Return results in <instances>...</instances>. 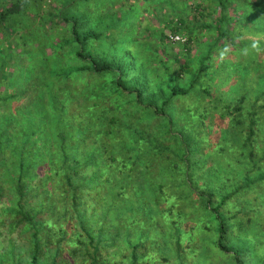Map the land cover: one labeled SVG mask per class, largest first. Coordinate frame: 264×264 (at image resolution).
I'll list each match as a JSON object with an SVG mask.
<instances>
[{"label":"trees","instance_id":"16d2710c","mask_svg":"<svg viewBox=\"0 0 264 264\" xmlns=\"http://www.w3.org/2000/svg\"><path fill=\"white\" fill-rule=\"evenodd\" d=\"M167 2L160 1L155 10L149 7L132 22L136 29L128 51L134 57L128 56V61L138 70L140 79L135 82L129 67L120 64L128 59L125 53L109 57L90 48V41L99 42L102 34L105 39L100 43L106 42L105 47L116 44L106 38L111 30L100 33L94 27L112 18L119 22L132 9L124 0H0V264H211L213 259L194 263L200 231L212 239L217 255L219 251L232 264L264 262V244H259L264 238V189L256 188L264 184V102H260L264 88L252 95L250 85L235 100H222V95L210 94L203 76L206 59L218 61L213 65L218 81L233 75L237 66L231 65H237L234 54L242 33L254 39L250 44L255 46L264 39L260 36L264 30L256 25L243 30L240 24L236 31L231 26L233 20H247L243 0ZM262 2L247 0L251 18H264L254 5ZM89 4L91 12L82 10ZM102 7L107 8L104 15L95 11ZM33 34L48 47L41 57L44 88L38 95L37 75L25 83L23 79L33 60L25 53ZM176 35L177 41L169 38ZM262 44L252 63L264 58ZM173 47L177 50L168 49ZM200 50L203 56L194 68L189 59ZM138 58L152 68L153 77L141 71ZM16 65L20 71L14 74ZM156 67H163L160 76ZM250 76L253 81L263 78L256 70ZM192 83L198 86L195 95L204 98L202 106L191 112L187 105L181 111L189 119L197 113L205 127L201 131L196 123L199 133L193 135L218 136L215 126L224 124L225 133L214 144L220 149L225 143L235 146L228 149L232 171L221 177L222 182L214 178L217 173L209 161L199 160L211 146L205 138L199 148L189 150L197 136L189 144L190 138L187 142L171 129L170 135L165 129L160 133L157 129L155 135L154 123L149 122L154 115H164L171 100L188 95ZM30 100L39 104L37 113L27 108ZM140 111L150 115L140 118ZM207 115L214 117L209 120ZM161 124L159 119L158 127ZM151 160L165 163L181 183L172 190L170 178L147 181L152 201L144 215V204L133 203L132 198L141 184L140 173ZM208 167V179L199 176L202 172L196 174ZM250 192L256 194L250 197ZM233 196L239 205L227 207ZM200 200L209 219L195 216L193 204ZM125 215L131 226L147 217L149 235L130 242L134 233L126 234L120 221ZM253 216L257 238L246 233ZM182 226L184 237L179 240L178 235L176 241L185 245L175 249L174 258L172 247L177 242L160 244L156 232L161 235ZM248 237L252 240L248 247L232 243Z\"/></svg>","mask_w":264,"mask_h":264},{"label":"rangeland","instance_id":"374dc122","mask_svg":"<svg viewBox=\"0 0 264 264\" xmlns=\"http://www.w3.org/2000/svg\"><path fill=\"white\" fill-rule=\"evenodd\" d=\"M121 1V0H120ZM125 2H127L128 4L131 5L132 9L130 8V10L127 11V13L124 14V17L121 18V20L119 22L114 23L113 20L114 18H112V21L109 20V22H101L99 24H97V26H95L94 28H96L98 31H100V33H106V31H110L111 33L108 34L106 36V38H108L109 40H114L116 42L115 45H112V47H105L106 42H101L105 39V36L102 34V36H100V41H90V48L91 51L94 53H100V52H106L107 55L113 56L116 54H121V53H125V55L130 57V59L132 57H134L133 51H128L129 50V44L131 42H129V40H132L133 38V33L136 29V25L132 22H135V19H138V17L143 14H147L150 9L149 7L153 8L151 10H155V6L157 3H159L160 1H162V3H165L166 5H168L169 0H124ZM243 6L242 8H246L248 16H247V20L243 21V20H236V21H231V26L235 27L236 31L239 30V25H244L243 30H245V28L247 27H251L253 25H256L260 27V29L262 28L264 30V18L260 17L259 19L256 17L251 18L252 16L249 14L248 11V6L250 5V3L248 2V6L247 5V0H243ZM253 4V3H252ZM254 5H256L258 12H264V0L262 3H254ZM29 8V5H24V7ZM89 6H91L90 4L87 6H83L82 5V10L83 8H85V10L88 12L90 11ZM103 6V5H102ZM105 6V3H104ZM251 6V5H250ZM109 9H111V6H108ZM248 7V8H247ZM26 8V9H27ZM141 8V10H140ZM252 8V6H251ZM250 9V8H249ZM100 10V15H104L107 8H98L95 11H97V13H99L98 11ZM112 11V10H111ZM120 10L117 9L115 11L116 16H117V12H119ZM146 11V12H145ZM91 12V11H90ZM113 12V11H112ZM157 14V12L155 13ZM145 17H149V16H145ZM152 17V16H151ZM154 27L157 26L158 27V23L155 19H151L150 21ZM90 21L88 23H86L85 25H89ZM114 23V24H113ZM256 23V24H255ZM106 26H108L109 28L107 29ZM33 26H31L32 28ZM89 27V26H87ZM238 27V28H237ZM34 30V28H32ZM261 29V30H262ZM241 30V29H240ZM262 30V31H263ZM165 32H167V30H165ZM200 33H195L194 35H199ZM178 38L177 39H172L173 41H177L180 39V37L178 35H176ZM261 38L264 36V33L260 35ZM251 36L249 35V38ZM32 39V40H31ZM29 46L28 48L25 50V53L29 52V54L33 57V60L31 61L32 64L28 65L29 67H26L27 73H25L23 77L24 79V83L25 80H32L33 78H35V75H37V95L40 94L41 89L44 88V84H43V79L41 77V73H43L45 71V66L43 63H41V57L42 54H44L45 52H48L47 49L48 47L43 46L42 41L40 39V35L36 36V35H31L29 37V39H27ZM138 40H140L138 38ZM254 41V39H248L247 38V34L246 33H242V35L240 36V40H239V46L237 47V50L235 51L236 53L234 54L235 60H237L235 63H237V65L232 64L231 66H237V69L235 71V73L233 75H228L226 78H222L220 79V81H218V77L215 75V71L213 70V65L217 64L218 65V61H213L211 60L209 62L208 59L205 60V67H204V77L207 78V80L204 82L206 85H208L211 90H210V94H218V95H222L220 96L222 98V100H229V101H233L235 100L236 97L240 96L241 94H245L247 93V89L248 87L251 85L252 87V95L255 92H261V90H263L264 88V58L261 59V61H259V63H252V61L254 60L255 57V51L258 47L263 46V42L264 39L262 38V41H258L257 40V44L255 46H252L250 44V42ZM137 43H139V41H136ZM259 44V46H258ZM134 48V47H132ZM154 49V48H153ZM169 50L176 51L177 47H173V48H168ZM202 51L203 48H202ZM202 51H196V55L193 57H191L189 59V61L193 62L194 68L199 64V62H201V58L203 56ZM157 52L159 54H162L163 51L162 49H158ZM206 52V51H205ZM192 53V52H190ZM217 53H218V49H217ZM130 59H126V61H123V63H120L121 65H125V67H129V71L128 75L132 77V80L135 82H138L137 79H140L136 68L134 65L129 64ZM139 59V58H138ZM137 59V60H138ZM129 60V61H128ZM141 65L140 67H142V72H146L147 77L151 78V76L153 77V71L152 68H149L148 66H146V61H144V59H139L138 60ZM137 61V62H138ZM122 62V60H121ZM166 64H169L168 59H166V62H164ZM129 64V66H128ZM137 64V63H136ZM139 65V64H138ZM33 66V69L31 68ZM245 66V67H244ZM246 66H250V68H247ZM19 65H16L14 67V74H17L20 69L18 68ZM191 67V66H190ZM245 68V69H244ZM247 68V69H246ZM10 70V69H9ZM163 67H156L155 68V73H157L158 76H160V74L162 73ZM243 70H246V74H244ZM248 70V71H247ZM254 70L256 71H262V77L259 80H254L250 79V72L254 73ZM11 71V70H10ZM12 72V71H11ZM133 76H132V74ZM13 74V72H12ZM21 77L17 76L16 80H20ZM154 80L156 82H158L160 79L156 78L154 76ZM250 80L253 81L252 83H250ZM153 81V80H150ZM167 81V80H166ZM200 83L202 84L203 82L200 80ZM190 91L188 93V95H186L185 97H179V98H174L173 100L170 101L169 104L166 105V112L164 113V115L160 116V115H154L151 119H155L154 121H149L150 123H154V133L153 134H157V129L160 133V130L163 131L164 129L167 132V135L171 134V131L173 134L175 135H179L181 136L184 140H187V142L189 141L190 138V142L189 144L193 143V138L194 136H197L195 142L196 144L193 146H188V149L191 150V148L197 149L200 147V140L202 141V139H206L208 141V143L211 145L210 149L208 150H203V156L201 155L199 157V160L201 159V161H209L210 165H212V169L214 171H216L217 174H215L214 178H218V181L222 179L221 178L223 175H225V173H228L230 171H232V165H230L229 161V153H228V149L235 147L232 146L230 144L225 143L224 144V151L223 149L220 147H217L216 144H214L216 141L219 140L220 136H223L225 133V130L223 129L224 124L221 125V127L219 128L218 124L215 126L216 122H211L212 125L215 126V128H218V136H202V135H193L194 133H199V130H195L197 128L196 123H198L199 127H201V131L205 129L204 125H203V121H200V118H198L197 113H191V118L193 119H189L188 115L189 114H184L181 109H183L185 106H189L191 107V112L195 111V110H199L200 106H202V99H204L201 95H195L198 92V86L197 84L193 83L190 86ZM200 87V84H199ZM192 95H195L193 97H191ZM231 98H233V100H231ZM31 102V100H30ZM260 102H264V94L263 97L260 99ZM119 105L121 106V108H124V104L123 103H119ZM28 109L32 108V112L33 113H37L38 108H39V104H28L27 105ZM144 114V115H143ZM140 118H142L143 116H148L150 115V113H143L142 111L138 112V114ZM209 120L214 117L211 115H207ZM162 121V124L160 127H158L157 123ZM170 119V120H167ZM196 119V120H195ZM223 119V118H222ZM201 122V123H200ZM171 123V124H170ZM209 123V122H208ZM166 124V126H165ZM153 125V124H152ZM198 127V128H199ZM261 128H263V126H260ZM160 128V129H159ZM168 129V130H167ZM171 129V131H170ZM193 129V130H191ZM169 131V132H168ZM232 130L229 131V133ZM165 132V134H166ZM233 133V131H232ZM218 137V138H217ZM223 146V145H222ZM227 147V148H226ZM226 148V149H225ZM144 150V149H143ZM218 150L222 151L221 153L218 154ZM148 150H146L145 152H147ZM207 152V154H206ZM148 155V153H146ZM192 158V157H191ZM151 166L148 167V169L141 171L140 175L143 178H138L141 182V184L139 186H137L139 188L138 192L133 196L132 201L133 203L135 201H139L142 204H144V207H142L144 209V215L148 214L145 213V210H149V208L147 207L148 203H151L152 201V197L151 195H149L150 193L147 191V181L148 182H154V181H158L160 178H170V183H171V188L172 190H175L176 187L174 186L175 183H181V181L179 180V176L178 175H174L173 172H171L167 165L163 162L159 163L157 160H151L150 164ZM142 165H138L136 168H141ZM209 168V167H208ZM207 168V169H208ZM138 172L140 170L136 169ZM198 172H202L203 174H199L203 175V176H207L206 178L208 179V177L211 174V167L208 170H198L196 172V174H198ZM211 177V176H210ZM174 186V187H173ZM136 187V190H137ZM257 189H259L258 192L261 191V189H264V184H262L261 187H256ZM171 190V189H170ZM151 192V191H150ZM179 192H181V190H179ZM256 192V191H255ZM146 193H148L146 195ZM257 193V192H256ZM256 193H251L250 192V197H253ZM183 197V196H181ZM237 197H232L230 198L228 201H226L227 207L228 206H234L237 204L238 200L236 199ZM203 199V198H202ZM247 200V199H246ZM255 200V198H254ZM248 201V200H247ZM203 204L204 202L202 200L194 203L193 205H195L196 208H194V210L196 211V217H205L207 216V219L210 218V214H206L205 209L203 208ZM234 204V205H233ZM198 205H200V208L198 207ZM239 204H237L238 206ZM219 213L224 212V210H218ZM133 213H135V216H140V214H138V212L136 210H133ZM128 214H130V211H128ZM221 218L224 219L223 214H220ZM145 218L147 217H142L139 220H135L134 221V225L131 226V223L129 222V217L128 215H125L122 219H120V221L122 222V229L124 230H128L127 232H125L126 234L129 232H133L134 234H130L129 235V239L130 242L134 243L137 242L139 239H144L146 238L149 234H147V227L150 226V221L146 220L147 222H145ZM254 220L252 223L249 224V228L246 230L249 235L251 233V235L256 236V238L258 237L259 233L255 230L253 223L256 221V216H253ZM152 220V218H150ZM223 222V221H222ZM144 225H146V228L144 227ZM227 224H225V222H223V226H226ZM183 229L182 227H170L169 229H167V231L165 233H162L161 235L159 234V232L157 233L158 236V242L160 244L163 243H167L169 245H172L178 235H180L181 238H179V240H181L184 236L181 233ZM254 231V232H253ZM151 232H154V230H151ZM264 232V231H263ZM261 233V232H260ZM199 237L197 238V243H195L196 245V254H195V262L198 261V263H203V262H207L210 261L211 259H213V262H211V264H232V262L230 261L229 258L225 257L224 255H222L219 251H218V255L216 253V249H214L212 247L213 242L211 238H208L204 235L203 231L199 232ZM238 235H243L241 233H238ZM183 236V237H182ZM260 237V236H259ZM148 242H150V240H147ZM177 242V241H176ZM178 243V242H177ZM174 243V247H172V255L174 257L175 255V249L177 247L182 246L181 248L184 247L185 245V241H179V243ZM232 243L235 244H239L238 248H243V247H248L249 245L252 244V240L251 238L248 237L247 240H240V241H234ZM259 244L263 245L264 244V238H260L259 239ZM244 245V246H243ZM242 246V247H241ZM179 249V248H178ZM169 251V250H168ZM171 254V252H170ZM176 258V257H174ZM218 258V260H216ZM264 264V262L262 263Z\"/></svg>","mask_w":264,"mask_h":264},{"label":"built area","instance_id":"2783aa9c","mask_svg":"<svg viewBox=\"0 0 264 264\" xmlns=\"http://www.w3.org/2000/svg\"><path fill=\"white\" fill-rule=\"evenodd\" d=\"M169 38H171V39H177L178 37L177 36H172V37L169 36Z\"/></svg>","mask_w":264,"mask_h":264}]
</instances>
